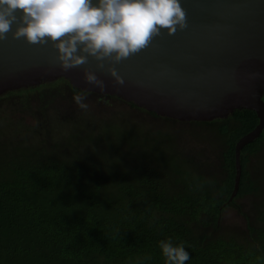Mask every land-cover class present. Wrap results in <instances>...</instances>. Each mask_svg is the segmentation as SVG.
Here are the masks:
<instances>
[{"label": "trees", "instance_id": "16d2710c", "mask_svg": "<svg viewBox=\"0 0 264 264\" xmlns=\"http://www.w3.org/2000/svg\"><path fill=\"white\" fill-rule=\"evenodd\" d=\"M47 90L82 92L58 79L0 96L9 101L0 107L25 110L34 122L30 130L12 123L9 132L0 117V264H164L158 242L168 238L183 243L187 264H264V125L239 151L232 194L234 145L256 126L253 112L177 122L89 93L96 102L114 100L142 112L166 130L179 124L208 131L221 174L205 175L188 162L193 153L203 154L193 146L181 147L184 156L175 152L169 131L131 125L124 117L90 124L81 118L90 107L80 110L79 120H37L28 99ZM261 100L264 106V92ZM202 136L193 132L188 140L195 145ZM251 198L250 225L219 234L225 208Z\"/></svg>", "mask_w": 264, "mask_h": 264}, {"label": "water", "instance_id": "95a60500", "mask_svg": "<svg viewBox=\"0 0 264 264\" xmlns=\"http://www.w3.org/2000/svg\"><path fill=\"white\" fill-rule=\"evenodd\" d=\"M181 5L187 28L174 35L162 30L148 48L111 65L123 85L114 84L91 57L86 65L62 71L51 43L33 45L9 33L0 41V96L63 79L76 90L115 97L177 122H209L235 110L251 111L257 124L234 145V194L239 151L264 125V0H181ZM85 70L104 81L103 90L84 81Z\"/></svg>", "mask_w": 264, "mask_h": 264}, {"label": "clouds", "instance_id": "9594fccd", "mask_svg": "<svg viewBox=\"0 0 264 264\" xmlns=\"http://www.w3.org/2000/svg\"><path fill=\"white\" fill-rule=\"evenodd\" d=\"M187 27L181 0H0V41L11 33L33 45L51 43L62 71L86 65L91 57L116 85L124 79L111 65L148 48L162 30L174 35ZM83 79L100 90L105 87L92 71L85 70ZM88 95L87 90L74 95L80 109H88ZM158 248L164 264L191 259L183 243L171 238L160 240Z\"/></svg>", "mask_w": 264, "mask_h": 264}, {"label": "rangeland", "instance_id": "374dc122", "mask_svg": "<svg viewBox=\"0 0 264 264\" xmlns=\"http://www.w3.org/2000/svg\"><path fill=\"white\" fill-rule=\"evenodd\" d=\"M74 95L66 91H61L59 93H54L43 91V95L40 98L32 97L31 100L28 99V105L30 109L34 112V115L37 120L41 119H51L53 123L64 120H79L80 119V108L75 104L73 100ZM93 96L87 97L86 103L90 107V112L88 115L81 117L83 120L90 124H99L103 121L108 120L110 117H124L127 120L131 121V125H139L142 128H148L151 131H169L174 135V149L175 152H183L181 150L182 146H189V148L195 147V152L198 151L200 154H203L204 158L200 155H195L194 153L190 156L188 162L194 165L193 172L199 174H221V171L218 167L217 153L215 151V144L210 141L211 135L208 131L202 130L198 127L189 128L188 125H174L172 129H167L164 127L163 123L159 121L156 123L148 115L143 114L135 110H131L126 105L115 102L114 100H106L101 102H96ZM9 103L8 100L0 101L1 103ZM6 103V104H7ZM2 106V105H1ZM42 107V108H41ZM7 107H0V117L3 118L10 126L11 129H7L9 132L13 129L12 123H18L24 125L25 129H31L29 127L34 125L33 120L29 117L25 110H6ZM11 109V108H10ZM26 112V113H25ZM49 116V117H48ZM83 116V115H82ZM2 120V119H1ZM101 121V122H100ZM134 123V124H133ZM199 133L200 135L204 134L199 138V140L194 145L193 142L188 140V137L191 136L189 130ZM7 132V131H5ZM200 137V136H199ZM213 140V139H212ZM264 149V146L262 147ZM187 153L180 154L184 156ZM207 158V159H206ZM198 162H202L201 165H198ZM187 163V161H186ZM255 162H251L248 165V173L251 172V169ZM259 174V173H257ZM254 177V175L252 176ZM254 200L251 198L248 201H237L236 206H228L221 213V217L217 223V232L222 235H234L237 229L243 231L246 227V224L250 225L251 220V210Z\"/></svg>", "mask_w": 264, "mask_h": 264}]
</instances>
